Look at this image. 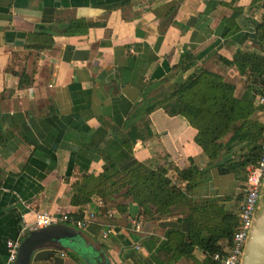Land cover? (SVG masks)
<instances>
[{"label": "crops", "instance_id": "1", "mask_svg": "<svg viewBox=\"0 0 264 264\" xmlns=\"http://www.w3.org/2000/svg\"><path fill=\"white\" fill-rule=\"evenodd\" d=\"M236 14V22L227 23ZM263 17L262 3L253 0H0V131L6 136L0 143V264L7 261V241L37 214L79 211L99 212L83 232L103 256L100 264H166L160 249L171 231L188 233L186 214L141 216L135 231L137 204L129 202L125 213L113 208L111 222L106 213L112 208H99L101 198L78 207L72 196L85 194L87 179L113 165L138 161L184 169L191 159L206 165L197 130L164 109L148 116V126L137 122L142 139L133 152L125 146L141 94L187 53L198 67L234 84L237 96L254 99V118L264 122L246 79L221 60L257 48L256 25ZM239 186L214 174L220 195L238 193ZM109 224L114 231L104 238ZM193 257L206 258L199 249ZM32 264L84 263L68 251L42 248Z\"/></svg>", "mask_w": 264, "mask_h": 264}, {"label": "trees", "instance_id": "2", "mask_svg": "<svg viewBox=\"0 0 264 264\" xmlns=\"http://www.w3.org/2000/svg\"><path fill=\"white\" fill-rule=\"evenodd\" d=\"M259 2L264 9V0H253V5ZM237 16L227 23H235ZM256 35L259 45L255 50L242 49L232 61L221 60L235 67L246 79L248 91L259 98L264 96V17L256 25ZM191 70L194 71L186 76ZM180 74L183 76L166 87ZM157 109H164L170 116H183L197 130L196 143L203 151L206 165L201 167L193 159L184 169L174 165L153 167L138 161L125 168L113 165L99 176H90L85 194L74 192L71 202L82 207L97 196L104 202V210L116 208L120 213L127 212L128 203L132 202L139 207V221L141 216L162 220L176 213L186 214L183 221L190 226L188 233L171 231L160 249L165 263L177 264L188 258L194 264H220L214 256L230 253L239 228L237 211L244 200L243 183L248 168L257 164L262 153L264 122L254 118L258 110L254 99L237 96L234 84L198 67L192 53H187L171 69V74L158 83L151 82L141 94L126 125L129 141L125 146L129 152L142 139L137 122L148 126V116ZM5 139L0 131V143ZM214 174L234 178L241 192L218 194L213 187ZM120 199L123 201L118 203ZM69 217L71 224L82 219L84 212ZM222 240L225 243L221 244ZM196 249L205 254L203 263L193 257Z\"/></svg>", "mask_w": 264, "mask_h": 264}, {"label": "built area", "instance_id": "3", "mask_svg": "<svg viewBox=\"0 0 264 264\" xmlns=\"http://www.w3.org/2000/svg\"><path fill=\"white\" fill-rule=\"evenodd\" d=\"M258 106L264 116V96L258 98ZM264 184V141L262 143V153L255 166L248 168V175L246 181L243 183L244 187V200L239 208V228L233 238V243L230 253L226 256L216 254L214 260L220 264H241L244 247L246 245L250 229L253 225V220L258 208V203L261 197V191ZM99 208H104V202L99 199ZM99 212H84L82 219L76 220L71 223L76 228L86 229L97 217ZM117 211L109 209L106 213L107 219L111 222L115 220ZM70 217L67 214L61 216L51 215L50 213L43 212L36 216V220L32 225L25 226L20 236L17 239L7 241V261L6 264H16L18 251L23 239L31 231H37L51 225L68 224ZM131 224L135 231L141 230V221L137 218L131 220ZM114 231V225L109 224L107 230L104 232L103 237L107 238Z\"/></svg>", "mask_w": 264, "mask_h": 264}, {"label": "water", "instance_id": "4", "mask_svg": "<svg viewBox=\"0 0 264 264\" xmlns=\"http://www.w3.org/2000/svg\"><path fill=\"white\" fill-rule=\"evenodd\" d=\"M83 231L72 224H56L31 231L20 245L16 264H32L36 251L42 248L68 251L84 264H100L101 260L103 263V256ZM241 264H264V184Z\"/></svg>", "mask_w": 264, "mask_h": 264}, {"label": "rangeland", "instance_id": "5", "mask_svg": "<svg viewBox=\"0 0 264 264\" xmlns=\"http://www.w3.org/2000/svg\"><path fill=\"white\" fill-rule=\"evenodd\" d=\"M239 192H241V191L239 190Z\"/></svg>", "mask_w": 264, "mask_h": 264}]
</instances>
